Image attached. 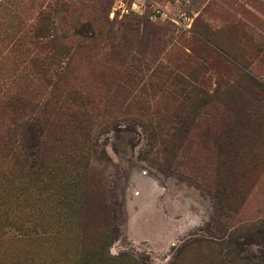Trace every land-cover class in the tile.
<instances>
[{"label":"rangeland","instance_id":"obj_1","mask_svg":"<svg viewBox=\"0 0 264 264\" xmlns=\"http://www.w3.org/2000/svg\"><path fill=\"white\" fill-rule=\"evenodd\" d=\"M52 57L81 143L34 178ZM0 264H264V0H0Z\"/></svg>","mask_w":264,"mask_h":264},{"label":"trees","instance_id":"obj_2","mask_svg":"<svg viewBox=\"0 0 264 264\" xmlns=\"http://www.w3.org/2000/svg\"><path fill=\"white\" fill-rule=\"evenodd\" d=\"M48 67L50 69L44 71L41 77L44 83L42 86L46 85V87L50 88L47 97L38 96V98H33L30 102L22 100L21 103L19 100H15L16 102L9 108L10 113L8 114L10 123L8 132L10 129H15L21 131L23 137L22 143L20 142V145L17 146V151H13L11 158L15 164H24L22 166L23 170L25 172L27 170L31 177L46 176L47 179L53 173L51 167L55 163L52 158L55 151L54 148L65 149L74 145L73 151H75L81 143L77 135L80 125H72L69 120L68 125L62 126L63 129L58 132L56 130V124L53 121L52 99L55 98L57 92L59 96H62L61 93L68 86L69 77L64 74L61 63L59 65V61L54 57L50 58ZM52 67L54 69H51ZM172 76V84H181L183 86L184 84H190L191 86L186 88L192 93L196 91V86L186 81L183 77L178 74ZM247 77L252 83L255 82L250 76L247 75ZM194 81L196 80L194 79ZM196 93L201 96L205 94L203 91ZM61 107L64 106L61 105ZM183 120L186 121V117ZM70 142L72 144H69ZM12 149L14 148L12 147L9 150L11 151ZM228 150H233V148H228ZM70 153L71 151H69ZM28 179L32 180L30 176ZM8 222L10 223L8 219L4 220L5 224Z\"/></svg>","mask_w":264,"mask_h":264}]
</instances>
